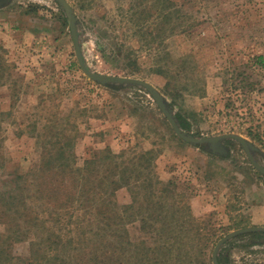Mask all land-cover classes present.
I'll list each match as a JSON object with an SVG mask.
<instances>
[{"label":"rangeland","instance_id":"obj_1","mask_svg":"<svg viewBox=\"0 0 264 264\" xmlns=\"http://www.w3.org/2000/svg\"><path fill=\"white\" fill-rule=\"evenodd\" d=\"M52 189L85 243L104 207L166 264L223 238L218 264H264V0H0V264L42 253Z\"/></svg>","mask_w":264,"mask_h":264},{"label":"trees","instance_id":"obj_2","mask_svg":"<svg viewBox=\"0 0 264 264\" xmlns=\"http://www.w3.org/2000/svg\"><path fill=\"white\" fill-rule=\"evenodd\" d=\"M47 174L50 177H59L63 176L62 173H52V171L48 170ZM52 174V175H51ZM50 179V178H47ZM75 179H77L75 177ZM57 181V179H55ZM59 192L55 189H52L49 193V197L55 203L52 204V207L48 213L47 218H36L37 226L36 228L40 230V235H44L43 239V248H41L42 253L38 252L37 249V257L24 258V259H5L3 260L4 264H42V262L47 261L46 258L50 256H56L60 254L59 258H53L52 264H78L80 257L85 259L86 264H166L165 261H160L156 256L151 255L149 252H154L153 250H163V253H170L173 248L168 246V241L166 243L159 244H147L144 239L133 240L132 237L129 236L126 226L119 223L116 225L111 221V214L106 212L104 207L98 209V213L96 210V215L100 216L98 218V222L96 223V228H94L93 236L87 238L86 240H92L90 242H83L79 240V237L83 235L81 220L79 219V215L75 216L74 213L78 211L77 206H81V197L78 191H74L72 193L73 198L67 204L62 203L58 204L56 202V196ZM158 200H162V197H156ZM79 199V202L76 201ZM168 200V199H167ZM166 201V199L164 200ZM83 207V206H81ZM30 212H25L26 216L32 215L35 211L32 208H29ZM148 209L153 210L146 218L142 219V227L145 228L147 224V216L152 219L163 218L165 215L172 214L175 215L178 212L177 206L173 202L169 203H156L155 205H150ZM187 215H189L187 208ZM36 217V216H35ZM34 217V219H35ZM77 218L76 224L75 221L70 223L71 218ZM188 216V220L182 223H179L177 226L174 224L168 225L163 224L162 229L165 232L175 231V230H186L188 231L191 228V224L193 223ZM192 222V223H191ZM25 223V222H23ZM121 224V226H119ZM73 225L72 232L76 234V236H72L71 230L66 229V226ZM75 226V229H74ZM155 227H158L160 231V224H154ZM188 227V228H187ZM117 228H119L117 230ZM122 229V233L120 232ZM203 229V228H201ZM67 230V231H66ZM80 230V231H78ZM96 240L99 243H96ZM40 248V247H38ZM185 248H188L187 244H183L178 248L179 254L177 257L182 260L180 253L183 252ZM40 253V254H39ZM169 256L171 254H165ZM3 257V252L0 249V259ZM64 256V257H63Z\"/></svg>","mask_w":264,"mask_h":264},{"label":"water","instance_id":"obj_3","mask_svg":"<svg viewBox=\"0 0 264 264\" xmlns=\"http://www.w3.org/2000/svg\"><path fill=\"white\" fill-rule=\"evenodd\" d=\"M82 70L89 77H93V75L90 72H88L83 66H82ZM109 80H111V81H115L116 80V81L123 82V83L137 84V85H141V86L145 87L148 90H151L152 89L151 86H149L148 84H146V83H144L142 81L134 80V79H128V78H110ZM170 122H171L173 128L175 129V131L176 132H179L176 124L174 123V121L170 119ZM226 137L233 138V139L239 141L240 144L245 148V143L243 142V140L241 138H239L237 136H233V135H231V136H222V137H217V138H207L206 140L209 141V142H215V141H218V140H221V139H225ZM244 231H246V230H243V231H240V232H244ZM240 232H237V233H240ZM225 239H227V238H223L219 242V244L216 246V248H215V250L213 252V263L214 264H218L217 263V259H216V255H217V252H218V249H219L220 245L222 244V242Z\"/></svg>","mask_w":264,"mask_h":264}]
</instances>
